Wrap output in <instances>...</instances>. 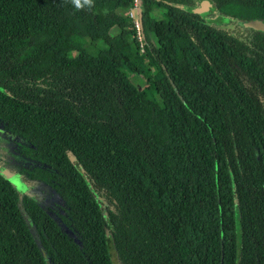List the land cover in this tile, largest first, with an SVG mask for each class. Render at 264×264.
I'll list each match as a JSON object with an SVG mask.
<instances>
[{"label":"trees","instance_id":"obj_1","mask_svg":"<svg viewBox=\"0 0 264 264\" xmlns=\"http://www.w3.org/2000/svg\"><path fill=\"white\" fill-rule=\"evenodd\" d=\"M201 1L142 53L132 0H0V154L61 205L0 172V264H264V0Z\"/></svg>","mask_w":264,"mask_h":264},{"label":"flooded vegetation","instance_id":"obj_2","mask_svg":"<svg viewBox=\"0 0 264 264\" xmlns=\"http://www.w3.org/2000/svg\"><path fill=\"white\" fill-rule=\"evenodd\" d=\"M12 139H18V137H13V135L9 134V132L4 129L1 130L0 128V142L4 143L6 140L10 141ZM11 153L13 154L8 156V158H5L2 154H0V170L3 171L4 174H12L13 177L18 180L17 185L13 184L18 188V192L23 196H28L30 200L39 203L47 211L60 212L61 205L55 190L50 186L42 185L40 182L38 183L35 179H30L29 177L25 179L20 176V174L15 171L16 167L14 166V164H18L20 162L19 160H16V156H14L18 153H14L13 151H11Z\"/></svg>","mask_w":264,"mask_h":264},{"label":"built area","instance_id":"obj_3","mask_svg":"<svg viewBox=\"0 0 264 264\" xmlns=\"http://www.w3.org/2000/svg\"><path fill=\"white\" fill-rule=\"evenodd\" d=\"M140 1L141 0H132V5L128 10L126 11V16L132 21V25L134 26L135 31V41L138 44V48L140 52H145V41H144V35L142 31V22L139 18V11L141 9L140 7Z\"/></svg>","mask_w":264,"mask_h":264},{"label":"rangeland","instance_id":"obj_4","mask_svg":"<svg viewBox=\"0 0 264 264\" xmlns=\"http://www.w3.org/2000/svg\"><path fill=\"white\" fill-rule=\"evenodd\" d=\"M126 13H127V12H126ZM161 13H162V9L155 7V8H153V10H152V12H151V15H152L153 17H159V16H161ZM206 13H207V12H206ZM206 13H205V14H206ZM125 15H126V14H125ZM211 18H212V17H211ZM212 20H213V18H212ZM214 21H217V20L214 18ZM118 31H119L118 29L114 28V29L111 30V34H112V35H116V34L118 33ZM129 79H130L131 83H132L133 85H135L139 90L145 88V86H146V81H145V79H144L143 77H141V76L131 75ZM151 99H153V98H151ZM157 100H158V98H157ZM158 101H159V100H158ZM158 129H159V132H160V136H161L162 138H166L167 135H166V133L163 131V129H162V128H158ZM0 172L4 174L3 171L0 170ZM5 175H6V173L4 174V176H5ZM5 177H6V176H5ZM112 256H113V262H114V264H119L118 261H117V259H116V257L114 256V254H112Z\"/></svg>","mask_w":264,"mask_h":264},{"label":"water","instance_id":"obj_5","mask_svg":"<svg viewBox=\"0 0 264 264\" xmlns=\"http://www.w3.org/2000/svg\"><path fill=\"white\" fill-rule=\"evenodd\" d=\"M210 8H211V5L209 4V2L206 0H203V1H201L199 7L196 9V12L199 14H205L207 11L210 10ZM139 18L141 21V19H142V10L141 9L139 11ZM250 27L264 33V22H262V21H253L250 23ZM5 176L7 177V179L9 181H11L12 184H14V185L18 184V180L15 177H13L12 174L10 175L9 173H6Z\"/></svg>","mask_w":264,"mask_h":264},{"label":"clouds","instance_id":"obj_6","mask_svg":"<svg viewBox=\"0 0 264 264\" xmlns=\"http://www.w3.org/2000/svg\"><path fill=\"white\" fill-rule=\"evenodd\" d=\"M77 4H79V0H76Z\"/></svg>","mask_w":264,"mask_h":264}]
</instances>
